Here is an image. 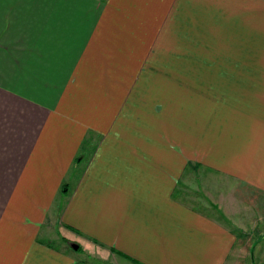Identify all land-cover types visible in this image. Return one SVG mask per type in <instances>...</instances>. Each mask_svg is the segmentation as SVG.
I'll list each match as a JSON object with an SVG mask.
<instances>
[{"label": "crops", "instance_id": "crops-1", "mask_svg": "<svg viewBox=\"0 0 264 264\" xmlns=\"http://www.w3.org/2000/svg\"><path fill=\"white\" fill-rule=\"evenodd\" d=\"M0 264H264V0H0Z\"/></svg>", "mask_w": 264, "mask_h": 264}, {"label": "rangeland", "instance_id": "rangeland-1", "mask_svg": "<svg viewBox=\"0 0 264 264\" xmlns=\"http://www.w3.org/2000/svg\"><path fill=\"white\" fill-rule=\"evenodd\" d=\"M193 165V163H191V161H189V165ZM51 226H55V225H51ZM61 240H62V237H61ZM86 241H78V240H72L71 242H69L68 244L72 247L73 245H78L79 248L78 249H75V252H76V255L77 257L79 258H84V257H88L87 256V250H90V247L88 246V244L85 243ZM94 248H92V254H91V257H92V260H95V261H99V260H106V261H115V248L114 247H108L109 249L108 250V253H104V254H101L99 255L98 252H99V246L95 245L93 246ZM101 258V259H100Z\"/></svg>", "mask_w": 264, "mask_h": 264}, {"label": "water", "instance_id": "water-1", "mask_svg": "<svg viewBox=\"0 0 264 264\" xmlns=\"http://www.w3.org/2000/svg\"><path fill=\"white\" fill-rule=\"evenodd\" d=\"M73 247L75 248V249H78L79 248V246L78 245H73Z\"/></svg>", "mask_w": 264, "mask_h": 264}]
</instances>
